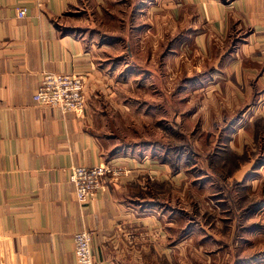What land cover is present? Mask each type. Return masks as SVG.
Masks as SVG:
<instances>
[{"label":"crops","instance_id":"0c3cea01","mask_svg":"<svg viewBox=\"0 0 264 264\" xmlns=\"http://www.w3.org/2000/svg\"><path fill=\"white\" fill-rule=\"evenodd\" d=\"M154 54L164 57L158 90L183 98L184 109L169 106L185 122L175 131L201 137L180 146L198 154L182 156L176 174L157 146L124 139L140 136L124 90L142 78L155 88L156 71L137 60L152 65ZM44 72L84 77L82 115L34 102ZM102 163L128 172L79 204L71 169ZM185 179L204 198L228 199L229 264H264V0H0V264H76L83 229L94 264H175L174 250L220 245L206 213L174 210Z\"/></svg>","mask_w":264,"mask_h":264},{"label":"rangeland","instance_id":"374dc122","mask_svg":"<svg viewBox=\"0 0 264 264\" xmlns=\"http://www.w3.org/2000/svg\"><path fill=\"white\" fill-rule=\"evenodd\" d=\"M161 26H163V24H161ZM165 43L166 42L164 41L162 43L163 47L162 48L160 47V51L163 52L162 55L164 54V52H166L164 48ZM143 46L149 47V42L144 41ZM154 46H155V43L153 42V48ZM158 49H159V46H157V50ZM156 54L153 55L152 65L148 64L149 57H146V56L138 57L137 56V60L139 59L141 61L140 62L138 60V62H140L142 65L144 64L145 66L152 67L153 70L156 71L157 75L155 76L153 74L154 81L157 82L155 85V88L149 89L146 85L149 78H142L141 76H139L140 78H142L143 85H141L138 88L137 86H133L131 88H126V90H124L125 94L123 96L126 97V100H127L126 104L127 106L130 107V111H127L126 113V117L131 118V129L129 131L136 130L140 134L139 137L128 136V137H125L124 139H127L126 140L127 142L129 141L132 142L133 140H139L143 144H153L154 146H157V148H159L161 144H165V145L167 144V146L169 145L168 152L162 153L159 151V149L156 148L155 154L156 156H158V160L160 162L170 164L172 168L171 171L176 174L177 172L182 170V163H181L182 156L183 158H185V156L191 155V157L192 156L195 157L194 160H197V154H198L197 152H196L197 154L182 152V150L180 149V146L185 147L184 142L186 141L187 143H190V146L194 149V145L200 143L201 137L198 138L195 136L196 134L195 135L191 134L183 138L180 135V133L175 131V129L179 128L181 132L184 133L186 131L183 129L185 122H184V119L182 120L183 117L181 113L177 115L179 121H175L172 116L173 113L171 112V114H169L170 112L169 106L171 105L175 110L184 109L185 106L181 104V101L183 100V98L174 96V94L177 93L178 91L177 89L174 90V94H173V91H171V89L165 88V85L163 84L162 89L160 88L161 92L158 90L159 83L161 85V83L163 82V78H165L164 73L160 74L162 70V63L164 61V57L162 55L160 56V54L156 56ZM158 75L159 76L162 75V80L158 77ZM167 91L169 92L171 91L174 97L170 95L171 97L166 99ZM138 104H141V108H143V110L145 108L144 105H147L145 111L138 110L137 109ZM115 112L117 116L119 112L118 111H115ZM138 116L140 117V122H138V119H139ZM133 118L136 119L135 124L139 126V130L137 127L136 128L134 127V124L132 123ZM172 126H174V130L171 132L169 129H171ZM127 127H130V125H127ZM202 139H205V138H202ZM171 151H175V152L171 153ZM144 153L147 155H151L153 154V151L149 152L148 149H146ZM194 160H191L190 162ZM185 182H188L191 186L184 188V190H182L180 186H177V188H173L174 210H176V212H179L181 209L188 208L190 212L191 211H194V212L201 211L203 212L202 214L206 213L205 215V217H207L206 221L210 225H213L214 221L218 223L215 230L217 233H219V231L221 232V235L220 233L217 235L221 237V240L223 242H221V244L219 245L216 242L206 239L204 244L202 242L203 246L202 245L199 246L198 243L197 245L192 243L188 249L184 247V255L182 257L178 255L177 250H174L171 256L174 259V263L175 264H229L230 261H232V259L230 260L229 243H228L229 230H230L228 199H225V195L223 193H222L223 200L221 203L212 200V195L205 194L206 196L204 198L203 197L204 194H202L201 191L199 192L198 189L194 190L192 188L193 187L192 183L199 182L197 181V179L193 181L192 179H188V180L185 179L184 183ZM180 196H181V199H180ZM184 197L189 198V200H187L186 203H183ZM215 209H217V211H213ZM170 211L173 212V210H170ZM193 219L197 220V217ZM179 220H180L179 217L176 216V221L178 223H179ZM181 225L183 226L184 224L182 223L179 224V227L177 228L178 233L176 234L175 238L180 237V233H181L180 227H182ZM220 225L221 227L219 229ZM210 228L212 229L211 233L212 234L215 233L213 232L215 230L212 228V226H210ZM192 232H194L193 229H192ZM192 234L195 237H197L196 234L194 233ZM256 245H259V244L255 243V246ZM245 246L246 244L242 247V249H244L242 250V253H243L242 256H245L246 254ZM240 254L241 252L239 251V256H241ZM179 256L180 258L178 259L177 257ZM184 256H185V259H182L184 258ZM241 259L242 258L240 257L239 260L241 262L243 260L244 262V258L242 260ZM255 264H261V262L258 260L257 262H255Z\"/></svg>","mask_w":264,"mask_h":264},{"label":"built area","instance_id":"2783aa9c","mask_svg":"<svg viewBox=\"0 0 264 264\" xmlns=\"http://www.w3.org/2000/svg\"><path fill=\"white\" fill-rule=\"evenodd\" d=\"M27 7L19 8L17 16L23 18ZM36 104L43 107H53L62 113H74L80 116L85 110V79L82 75L44 72L39 86L33 95ZM126 174L122 167L110 163L95 166H76L70 171V183L74 187L79 204H84L105 189V178L119 180ZM91 233L83 229L73 235V251L76 264H94L91 251Z\"/></svg>","mask_w":264,"mask_h":264}]
</instances>
